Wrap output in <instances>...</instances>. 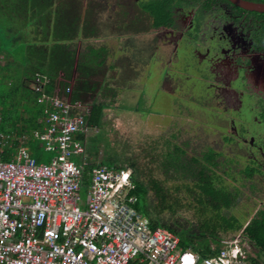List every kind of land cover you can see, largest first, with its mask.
<instances>
[{"label":"trees","instance_id":"trees-1","mask_svg":"<svg viewBox=\"0 0 264 264\" xmlns=\"http://www.w3.org/2000/svg\"><path fill=\"white\" fill-rule=\"evenodd\" d=\"M147 10L156 19L167 18L165 2H153ZM98 32L91 7L84 8L80 0H0V133L17 138L42 128L48 106L39 99L56 92L71 103L89 105V114L83 112L87 125L101 126L111 107L102 95L105 84L92 78L106 74V50L90 45L79 50L81 40L93 39ZM156 133L147 136L140 153L135 146L130 156L107 162H99L96 155L84 166V190L95 166L131 169L135 209L148 216L153 228L176 234L181 248L204 259L215 256L225 241L239 237L264 258V209L251 219L240 218L241 194L215 182L220 162L214 151L189 158L183 147ZM24 147L38 162L44 160L38 141L30 139ZM246 260L264 264L249 255Z\"/></svg>","mask_w":264,"mask_h":264},{"label":"flooded vegetation","instance_id":"flooded-vegetation-1","mask_svg":"<svg viewBox=\"0 0 264 264\" xmlns=\"http://www.w3.org/2000/svg\"><path fill=\"white\" fill-rule=\"evenodd\" d=\"M80 2L84 8L91 7L99 31L97 37L81 43L86 48L90 45L106 50L107 72L92 79L103 84L122 82L125 78L117 71L126 66L121 64L123 59L134 65L143 63L141 71L160 70L163 66L165 71L160 77L169 80L170 87L161 84L156 92L150 89L155 92L150 109L160 114L150 115L156 116L161 126L163 116L174 118L177 127L155 126L157 132L167 136L175 129L172 142L186 153L189 140L196 141L195 130L204 136L216 135L219 149L207 147V152L213 150L220 162L215 182L241 194L237 199L240 218L251 219L264 209V13L246 10L230 0ZM153 2L166 3L167 18L156 19L147 10ZM102 24L111 32L109 35H102ZM131 48L136 53H131ZM111 70L115 77L107 82ZM246 182L247 188L259 196L245 194L241 186ZM247 197L256 202L257 209H242L249 206Z\"/></svg>","mask_w":264,"mask_h":264},{"label":"built area","instance_id":"built-area-1","mask_svg":"<svg viewBox=\"0 0 264 264\" xmlns=\"http://www.w3.org/2000/svg\"><path fill=\"white\" fill-rule=\"evenodd\" d=\"M39 101L48 106L45 124L29 138L52 154L48 162L22 147L27 136L0 133V264H250L239 237L203 259L153 228L134 207L131 169L93 167L83 196L89 157L80 137L98 130L87 125L90 107L58 92Z\"/></svg>","mask_w":264,"mask_h":264},{"label":"rangeland","instance_id":"rangeland-1","mask_svg":"<svg viewBox=\"0 0 264 264\" xmlns=\"http://www.w3.org/2000/svg\"><path fill=\"white\" fill-rule=\"evenodd\" d=\"M102 26L105 27L102 29V35H109L111 32L107 29V26L104 24H102ZM140 42L142 43L143 40ZM79 44V50L87 49L84 43ZM129 51L131 53H136V51H132V48ZM123 60L125 62H121V64L122 66L124 64L126 66L122 67L120 72H118V69L117 73L119 77L122 76L125 78V80L122 82L119 81L116 85H113V83H106L104 85L102 95H104V101L109 103L111 108L106 109L105 119L103 118L102 124L98 128V131L92 132V134L86 138V142H84V145L87 148L88 157L94 159L96 158L95 155H97L99 162H107L109 158L123 159L126 155L130 156L131 153H133L132 148L135 146L138 149L136 153H140L143 145L146 143V141H148L147 136L152 138L153 133L157 132L155 126L159 127L160 129L173 128V126L177 127L175 125L174 118L163 116L161 123H164V126H161L158 123L159 121L156 119V116L150 115L151 112H153L155 115H160L156 109H150V107L153 106L154 93L158 88L161 87V84H164L165 87H170L168 83L171 82L160 77L165 71L164 67L162 66L160 70L152 68V73L151 71L148 72L145 68H143L142 71L139 70L141 67H143V63L134 65L135 63L133 62L129 63V61H126L125 59ZM0 62L2 63L3 60L1 59ZM153 66L155 65L153 64ZM110 74L111 75L107 77V82L110 81V77L114 75L112 70ZM150 89H153L155 92H150ZM126 94H128V97L123 98L122 95ZM169 112V116H173V113H171V111ZM150 116H152L153 120L150 119ZM195 131L196 134H198L195 137L196 141L194 140L191 142V139L189 140L190 146L187 149V156L189 158L193 156L200 157L204 152L207 151L208 145H212L219 149V146H217L219 141L214 140L218 139L216 135L204 136V133L200 130ZM172 133L176 135L175 129L172 132L169 130L166 137L167 139H171L173 141ZM157 134L158 133H156V135ZM140 135L142 136L140 137V142L137 146V139ZM187 137L188 136H185L184 140ZM182 141L183 139H181V142ZM88 143H90V145H88ZM227 154H230V152ZM50 156L51 155L49 153L44 152V160L41 162H48V158ZM74 161L79 163L78 159H74ZM220 161L224 162V159L220 157ZM245 184L246 185L241 186V188H243L247 196H252L253 198L259 196L253 192V190L247 188L249 186V182H246ZM85 192V190L82 191L83 196H85ZM245 200L248 202L249 206L247 208L242 206L244 211L248 210V208H252V206L256 209L258 208L256 202L252 203L251 197H247ZM243 244L245 245V249L249 256L257 258L264 263L263 256L255 247H253L248 242H243Z\"/></svg>","mask_w":264,"mask_h":264},{"label":"water","instance_id":"water-1","mask_svg":"<svg viewBox=\"0 0 264 264\" xmlns=\"http://www.w3.org/2000/svg\"><path fill=\"white\" fill-rule=\"evenodd\" d=\"M230 1H232L233 3L237 4L238 6L246 10L264 13V3H255L246 0H230Z\"/></svg>","mask_w":264,"mask_h":264},{"label":"crops","instance_id":"crops-1","mask_svg":"<svg viewBox=\"0 0 264 264\" xmlns=\"http://www.w3.org/2000/svg\"><path fill=\"white\" fill-rule=\"evenodd\" d=\"M89 106V105H88ZM44 127V126H43ZM42 127V128H43ZM93 127H96L97 129L99 128V127H97V126H93ZM42 128H40V129H42ZM40 129H36V130H40ZM34 130H31V132H29V134H26V135H23V136H21V137H17V138H22V137H24V136H27V137H25V138H27V139H24V141H23V143H22V147H24V144L26 143V142H28L29 140H30V138L29 137H31V135H32V132H33ZM98 131V130H97ZM96 131V132H97ZM92 134V133H91ZM91 134H89V135H91ZM89 135H87V136H84V137H88ZM82 140V139H81ZM83 143L84 142H86V138H85V141L83 140L82 141ZM17 143H19V142H17ZM19 145H21L20 143H19ZM88 145H90V143H88ZM25 148V147H24ZM44 151V150H43ZM51 156H52V154H50ZM88 155V154H87ZM96 156V155H95ZM35 158V157H34ZM51 158V157H50ZM92 160V158H90L89 157V161H91Z\"/></svg>","mask_w":264,"mask_h":264},{"label":"clouds","instance_id":"clouds-1","mask_svg":"<svg viewBox=\"0 0 264 264\" xmlns=\"http://www.w3.org/2000/svg\"><path fill=\"white\" fill-rule=\"evenodd\" d=\"M247 242V241H246Z\"/></svg>","mask_w":264,"mask_h":264}]
</instances>
